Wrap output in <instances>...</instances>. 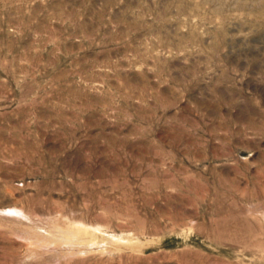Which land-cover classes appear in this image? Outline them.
<instances>
[{
  "label": "rangeland",
  "instance_id": "374dc122",
  "mask_svg": "<svg viewBox=\"0 0 264 264\" xmlns=\"http://www.w3.org/2000/svg\"><path fill=\"white\" fill-rule=\"evenodd\" d=\"M0 264H264V0H0Z\"/></svg>",
  "mask_w": 264,
  "mask_h": 264
},
{
  "label": "bare ground",
  "instance_id": "6f19581e",
  "mask_svg": "<svg viewBox=\"0 0 264 264\" xmlns=\"http://www.w3.org/2000/svg\"><path fill=\"white\" fill-rule=\"evenodd\" d=\"M8 140H15L18 141L17 137L15 135L10 136ZM25 141V140H24ZM25 143V142H24Z\"/></svg>",
  "mask_w": 264,
  "mask_h": 264
}]
</instances>
